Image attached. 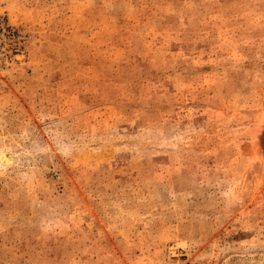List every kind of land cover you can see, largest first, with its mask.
I'll use <instances>...</instances> for the list:
<instances>
[{
	"label": "rangeland",
	"instance_id": "obj_1",
	"mask_svg": "<svg viewBox=\"0 0 264 264\" xmlns=\"http://www.w3.org/2000/svg\"><path fill=\"white\" fill-rule=\"evenodd\" d=\"M0 264H264V0H0Z\"/></svg>",
	"mask_w": 264,
	"mask_h": 264
},
{
	"label": "bare ground",
	"instance_id": "obj_2",
	"mask_svg": "<svg viewBox=\"0 0 264 264\" xmlns=\"http://www.w3.org/2000/svg\"><path fill=\"white\" fill-rule=\"evenodd\" d=\"M15 161V157L9 151H1L0 152V163L7 165L12 164Z\"/></svg>",
	"mask_w": 264,
	"mask_h": 264
}]
</instances>
